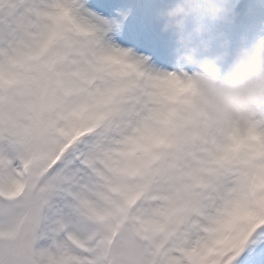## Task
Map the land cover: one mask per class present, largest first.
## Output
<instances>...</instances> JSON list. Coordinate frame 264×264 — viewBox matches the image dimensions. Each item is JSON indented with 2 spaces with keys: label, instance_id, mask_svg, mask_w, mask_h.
I'll return each instance as SVG.
<instances>
[{
  "label": "snow or ice",
  "instance_id": "obj_1",
  "mask_svg": "<svg viewBox=\"0 0 264 264\" xmlns=\"http://www.w3.org/2000/svg\"><path fill=\"white\" fill-rule=\"evenodd\" d=\"M105 31L0 0V264H264V116L208 127Z\"/></svg>",
  "mask_w": 264,
  "mask_h": 264
},
{
  "label": "clouds",
  "instance_id": "obj_2",
  "mask_svg": "<svg viewBox=\"0 0 264 264\" xmlns=\"http://www.w3.org/2000/svg\"><path fill=\"white\" fill-rule=\"evenodd\" d=\"M232 9V0H170L155 13L173 45L167 75L187 85L191 107L219 131L243 129L264 116V38L231 50L224 33L211 27L230 24Z\"/></svg>",
  "mask_w": 264,
  "mask_h": 264
},
{
  "label": "bare ground",
  "instance_id": "obj_3",
  "mask_svg": "<svg viewBox=\"0 0 264 264\" xmlns=\"http://www.w3.org/2000/svg\"><path fill=\"white\" fill-rule=\"evenodd\" d=\"M110 1L111 0H102V5L104 6L105 9H107L110 6ZM240 8V13L242 12L243 9L247 10L249 12L250 7L252 9L257 6L253 5L252 0H246V1H241V4L238 5ZM243 7V8H242ZM255 9V8H254ZM91 10L94 12L96 16L104 20L107 24V31H105V38L104 42L107 43L110 46L117 47L119 49H123L124 51H128L129 53L139 55L137 53V50L130 48L126 43V35L124 33H112L110 28H109V23L107 17L101 12L100 10H97L95 7H92L91 5ZM244 20V23L246 25L247 30L253 32L254 34L258 35L260 27H263V34L261 33L260 38H264V12H262L257 19H254L250 15H244L242 17ZM159 35L154 36L153 34H149L150 38L155 41V47L157 48V52L154 56L149 57L148 60V65L151 71L156 72V73H170L173 71V60L174 57L172 55V42L169 40L168 36L166 34H161L158 32ZM244 45H248L247 41H244ZM228 62H225V66ZM184 71L187 74H191V69L186 68ZM223 71V69H222Z\"/></svg>",
  "mask_w": 264,
  "mask_h": 264
},
{
  "label": "rangeland",
  "instance_id": "obj_4",
  "mask_svg": "<svg viewBox=\"0 0 264 264\" xmlns=\"http://www.w3.org/2000/svg\"><path fill=\"white\" fill-rule=\"evenodd\" d=\"M252 2H253V5L259 6L257 10L263 9V7H264V0H252ZM250 9L251 10L249 12H252V10H253L252 7ZM243 13H246V11L243 10ZM240 26L242 27V23L241 22H240ZM252 38L255 40V38L253 36H252Z\"/></svg>",
  "mask_w": 264,
  "mask_h": 264
}]
</instances>
